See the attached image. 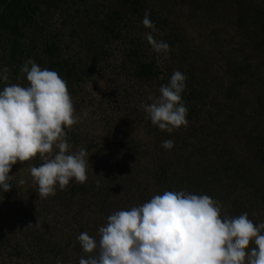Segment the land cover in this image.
Wrapping results in <instances>:
<instances>
[{
    "label": "rangeland",
    "instance_id": "1",
    "mask_svg": "<svg viewBox=\"0 0 264 264\" xmlns=\"http://www.w3.org/2000/svg\"><path fill=\"white\" fill-rule=\"evenodd\" d=\"M125 1H30L22 43L58 42L82 65L69 89L80 119L66 131L71 150L88 153V179L41 198L29 172L39 156L13 165L11 190L0 191V264H79L81 233L99 239L109 215L164 191L208 195L221 216L264 222V0ZM146 10L167 53L145 39ZM102 23L113 32L100 33ZM0 35L1 59L10 41ZM133 49L155 61L158 80L134 77ZM9 69L0 90L28 86L25 73ZM177 70L187 78L188 125L168 133L142 105Z\"/></svg>",
    "mask_w": 264,
    "mask_h": 264
},
{
    "label": "clouds",
    "instance_id": "2",
    "mask_svg": "<svg viewBox=\"0 0 264 264\" xmlns=\"http://www.w3.org/2000/svg\"><path fill=\"white\" fill-rule=\"evenodd\" d=\"M149 17L146 10L141 21L149 30L145 39L157 53H167L169 45L155 39ZM8 71L0 70V82L8 81ZM21 72L28 86L11 84L0 90V191L11 190L13 165L39 156L42 163L30 165L29 172L39 196L48 198L70 181H87L89 156L83 148L73 152L68 142L66 130L80 117L66 81L32 59ZM186 79L174 71L159 97L149 96L151 103L142 105L146 118L161 131L188 125L182 100ZM161 147L171 150L174 141L165 140ZM98 232L99 239L86 232L77 237L85 254L79 264H264V222L254 224L247 213L221 216L219 201L183 190L164 191L140 206L114 212Z\"/></svg>",
    "mask_w": 264,
    "mask_h": 264
},
{
    "label": "trees",
    "instance_id": "3",
    "mask_svg": "<svg viewBox=\"0 0 264 264\" xmlns=\"http://www.w3.org/2000/svg\"><path fill=\"white\" fill-rule=\"evenodd\" d=\"M30 1L37 0H0V28L5 30L6 39L9 42L8 48L3 52L0 59V67L11 68V72L16 73L21 70L22 65L28 59H32L42 69H49L56 71L59 76L66 81L67 89L74 85V83L81 80L82 65L78 61L70 59L63 50L62 45L58 42L49 41L43 45L31 43L28 47L22 43L21 38L24 35V28L26 27L23 18H27V8L32 10ZM130 7L135 8V4L130 0ZM108 24L102 23L100 33L113 32ZM110 30V31H109ZM2 36L0 35V38ZM135 51V49H133ZM6 52V53H5ZM136 52V51H135ZM131 53L133 60L134 77L141 81H154L158 80L162 74L159 71L155 61L146 60L142 57L138 59V53ZM8 75V74H7ZM169 81L161 79L158 88L168 85ZM3 82H0L2 85ZM190 96L187 95L183 101L185 105L190 103ZM162 176L166 179L167 170H161Z\"/></svg>",
    "mask_w": 264,
    "mask_h": 264
}]
</instances>
